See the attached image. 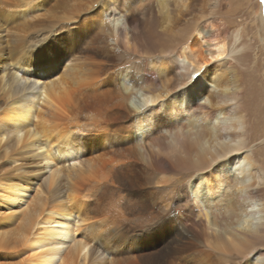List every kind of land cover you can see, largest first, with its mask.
<instances>
[{"label":"bare ground","instance_id":"1","mask_svg":"<svg viewBox=\"0 0 264 264\" xmlns=\"http://www.w3.org/2000/svg\"><path fill=\"white\" fill-rule=\"evenodd\" d=\"M40 1L0 0V46L5 29L15 43L47 24L36 19ZM92 1L89 42L60 43L54 66L50 47L37 66L26 60L50 74L59 56L80 52L61 74L31 78L17 59L0 75V143L33 148L50 190L61 173L69 181L65 200L49 204L40 186L30 200L26 180L0 177V250H23L0 264H96L105 233L131 243L135 256L122 264H264V176L243 151L237 70L214 63L229 49L208 14L217 0ZM257 21L264 41V2ZM8 61L0 53V69ZM89 146L96 155L82 159ZM10 204H24L18 223Z\"/></svg>","mask_w":264,"mask_h":264},{"label":"rangeland","instance_id":"2","mask_svg":"<svg viewBox=\"0 0 264 264\" xmlns=\"http://www.w3.org/2000/svg\"><path fill=\"white\" fill-rule=\"evenodd\" d=\"M261 1L262 0H217L218 6L214 8L215 10L210 9L208 14L214 22L220 24L221 30L228 39L229 49L232 44H234L237 35H239V39L236 43L237 51L230 52L228 49V52L222 56L221 61L214 60V63L227 64L237 70L240 82V91L238 99L234 102V106H241L246 117V147L243 151L250 155L256 166L261 169L260 173L264 176V41L259 36L260 27L257 21V15L261 10ZM40 2L41 15L36 17V19L46 20L47 24H35L33 28L31 27L28 32H25V36L22 39L23 41H15V43L10 40V36H8V29L4 30V36L2 35L3 44L0 46V53L9 56V61L4 65L3 68L5 69H0V75L8 74L12 65L10 62L20 59L22 64L31 69L27 71L31 78H36L38 76L43 80L54 78L55 76L61 74L66 66L75 62V58L78 57V55L73 57L72 55L77 51H68L69 53H67L64 58L63 56H59L60 65L58 66L56 64L54 71L50 74H48L44 69L35 70V67L29 66V63L26 60L30 59L32 62L30 65H36L34 63L36 59H42V57L48 55L46 54V51H44L47 47H50V50L64 51L62 50L63 48H60V43L62 42L69 43L77 40L78 43H82L83 45L87 41H90L89 34L86 36L88 30H90V26H86L85 24L90 22L89 17L95 8H97L96 4H91L94 1L41 0ZM79 7L80 9L77 10ZM17 8L18 11L23 10L21 7ZM211 12L213 14H211ZM53 14H55V16ZM51 16H54L53 21L55 22L52 21L50 18ZM59 16H61V18H59ZM63 16H66L67 18H62ZM68 16H70V18H68ZM55 17L59 18L57 22ZM2 19H4V17ZM36 19L30 18L28 22H36ZM205 24L209 27V20H207ZM4 27L7 28V25H4ZM152 40L153 42L155 41V39ZM110 43H112L111 40ZM147 47L148 48L146 49L151 47L152 49L150 50L154 53L159 51L155 48L157 46L148 45ZM139 50L143 51L142 49ZM120 51L122 53H126V50L124 49H120ZM127 52H129L131 56L137 55L129 49H127ZM125 64L128 65L130 62ZM54 72H58V74L53 76ZM34 73L36 76H33ZM41 74H43L44 77H41ZM5 78V81L8 80V76H5ZM43 110L45 111V109ZM73 137L76 139V142L79 141L82 146L88 145L89 140L84 135L77 134ZM3 142L0 143L1 178L7 182H20L19 180L24 182L26 180V183H24L25 185L27 184L29 187L33 186L32 193H28L26 195L30 200L32 199L31 196H33V189L35 187L39 188V186L48 194L49 204L65 200L66 189L68 188L69 181L66 177H64V173H61L60 176L57 177V181L50 190L47 184L50 171L49 169L42 168L45 163L39 162L40 157L34 156V151H31L33 148L24 147L25 152L24 149L21 148L15 149V146L11 144L10 147L8 146V148L5 149L6 146ZM1 145L4 146L1 147ZM82 152V159L86 160H90L96 155V149L90 148V146L87 149L83 148ZM23 178L24 180H22ZM262 181L264 183V178ZM33 183H35V185H32ZM0 191L5 192L3 188H1ZM89 201L91 202V199ZM19 202L22 203V201ZM10 205L12 206L11 210H14V216H11V220L16 217L18 223L21 219V217H18V214L19 212H23L21 208H23L24 204L18 206L19 208L14 204ZM97 205V203L93 202L88 205L91 206V215H94L95 209L97 210L101 207ZM2 207H6V205ZM109 212L113 213L112 211ZM100 213L101 215H105L103 212ZM17 223L14 226L10 225L8 227L16 228L18 226ZM113 240L114 236L105 233V238H102L99 241L100 245L97 243L98 258L95 260L96 264H110L111 259H114L116 264H122L123 262L134 258L135 251L130 250L132 248L130 242ZM260 243V247L264 249V238L260 241ZM13 244L16 246L0 250V261L5 260L4 256H7L9 261H12L15 257L13 256L14 254H23L21 245H19V243ZM15 248L16 253L10 254V250Z\"/></svg>","mask_w":264,"mask_h":264},{"label":"snow or ice","instance_id":"3","mask_svg":"<svg viewBox=\"0 0 264 264\" xmlns=\"http://www.w3.org/2000/svg\"><path fill=\"white\" fill-rule=\"evenodd\" d=\"M262 2H264V0H262ZM57 56H58V52H57L56 50H53V51L50 53L49 57H48L47 64H50V65L54 66V65H55V61H56ZM216 59H219V57H217ZM61 69H62V68H61ZM61 69H60V70H61ZM60 70H59V71H60ZM57 74H58V72H54L53 76H55V75H57ZM195 85H196V83H195V78H194V81H193V83L191 84V86H190L189 88H194ZM203 178H204L203 176L198 177V178H197V181L192 182V184H191V188L194 189V188L196 187V182H198L199 179H203ZM252 260H253V261L255 260V256L252 258ZM249 264H252V262L250 261Z\"/></svg>","mask_w":264,"mask_h":264}]
</instances>
